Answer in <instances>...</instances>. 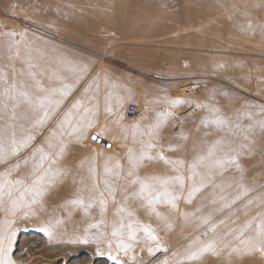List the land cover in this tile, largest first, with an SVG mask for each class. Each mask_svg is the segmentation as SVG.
Here are the masks:
<instances>
[{
	"label": "rangeland",
	"instance_id": "obj_1",
	"mask_svg": "<svg viewBox=\"0 0 264 264\" xmlns=\"http://www.w3.org/2000/svg\"><path fill=\"white\" fill-rule=\"evenodd\" d=\"M47 59L63 72L42 99L31 75ZM62 117L63 164L76 168L63 191L35 203L9 197L7 172ZM0 146V234H12L15 264L168 263L166 249L143 262L121 256L119 240H150L137 211L160 217L157 242L177 238L174 250L198 257L190 264H264V0H0ZM83 168L111 181L117 205L75 196ZM145 180L150 198L139 194ZM40 218L61 231L44 252Z\"/></svg>",
	"mask_w": 264,
	"mask_h": 264
},
{
	"label": "bare ground",
	"instance_id": "obj_2",
	"mask_svg": "<svg viewBox=\"0 0 264 264\" xmlns=\"http://www.w3.org/2000/svg\"><path fill=\"white\" fill-rule=\"evenodd\" d=\"M260 32V31H259ZM57 61L56 59H52ZM42 63V67L40 70L34 72L31 77L35 80V85L32 86L37 93L44 94L41 96L42 99L46 98V92L48 89H55L56 86V76L62 74L63 66L58 63L50 61L47 59ZM58 85V84H57ZM196 85L193 84L191 87L185 90L187 96L193 95L194 89H196ZM40 103V102H38ZM35 105V104H34ZM23 116L29 117L32 114H22ZM58 128L55 131V134L51 136L46 143H43L38 150L31 155V157L19 168H14L7 172L6 176L8 179L4 180V183L1 185L7 194L11 192L9 197H13L16 200L23 199L27 197L28 199L34 200H43V198H51V196H57L63 191V183H64V175H69L76 168L72 166L63 164V117L58 124ZM47 156L48 159L43 160V167H39V163L41 162L42 157ZM55 161V162H53ZM82 173L88 176L87 182H85L82 186L77 187L75 189V196H86V201L88 204H99V205H107L113 206L117 205L118 202L114 201L111 192L109 190L112 189L111 181H101L96 178V174L87 168L82 169ZM38 178L39 179L38 181ZM17 181H21L22 183H17ZM98 183L99 186H96ZM72 192V191H70ZM69 192V193H70ZM23 197V198H22ZM102 201H105L106 204H102ZM35 203V201H34ZM123 207H127L125 203H119ZM44 207V206H43ZM40 206V209H43ZM62 208V207H61ZM60 208V209H61ZM45 209V208H44ZM63 209V208H62ZM61 209V210H62ZM56 211H54L55 213ZM139 212V213H138ZM171 211H162L161 213H170ZM39 214L43 213V210H38ZM175 213V212H174ZM58 212H56L55 217H57ZM134 221H138V224L145 225V227L152 228V226H162V219L157 216H153V218L147 217L142 214L141 211H137L131 215ZM61 217V216H60ZM53 219V216H52ZM168 220V219H167ZM38 223L41 227H47L50 229L51 233H60V228L57 229L53 225V222L49 219L47 221H43L42 218L38 220ZM62 230V228H61ZM62 236V235H61ZM175 240H169L164 244L162 241L157 242V240H144L142 237H135L134 239H129L123 241L125 244L131 245L127 251H124L119 247L123 257L128 256V254L136 253L138 257V262L145 261V259L149 258L157 249H166L168 251V256H171L168 263L162 264H190L192 254H189V249L184 250H174ZM49 235L45 232L43 236H40L37 241V249L41 252L47 250V246L51 244ZM108 248V249H107ZM107 252L111 251L107 246ZM251 249L248 248V252H251ZM118 250V252H119ZM151 250V251H150ZM39 251V252H40ZM247 252V253H248ZM112 253V251H111ZM25 255L18 250L15 258L21 260ZM37 260L45 259L43 253H36ZM90 261H92L90 259ZM226 264H236L235 262H228Z\"/></svg>",
	"mask_w": 264,
	"mask_h": 264
},
{
	"label": "snow or ice",
	"instance_id": "obj_3",
	"mask_svg": "<svg viewBox=\"0 0 264 264\" xmlns=\"http://www.w3.org/2000/svg\"><path fill=\"white\" fill-rule=\"evenodd\" d=\"M20 95L23 96V97H25L27 99V101H28L29 104L32 103V101L28 98L27 93L21 92ZM173 103H182V101H173ZM87 126L90 127L91 124L89 123ZM158 126L159 125H157V127ZM80 130L81 129L79 127L73 129L74 132L80 131ZM29 139H31V137H29ZM94 139H95V137H94ZM13 151H18V149H13ZM2 152H3V148H2V146H0V153H2ZM130 158L135 162V158L134 157H130ZM44 159H48V157L47 156L42 157L41 162L38 165L41 168L43 167V160ZM53 162H55V161H53ZM217 163L219 164V163H222V162L218 161ZM193 167H195V165H193ZM39 179H41V178H38V181H39ZM152 179H155V178H152ZM178 179H181L182 180V178H178ZM17 183H22V182L21 181H17ZM140 183H141V191H140L139 194L141 196L147 195L150 198L152 194H151L150 191H148V189H150L152 187V185H150L147 180L141 181ZM159 183H161V184H167L168 183V180H161V181H159ZM0 192H2V188H0ZM9 195H11V192H9ZM164 195H169L170 196L171 194L164 193ZM171 199L174 200L175 197H171ZM149 202L151 203V199H149ZM102 204H106V202L105 201H102ZM16 207H17V204H16V202H14L13 208L15 209ZM95 226L96 225H93V227H95ZM121 227H123V225H121ZM129 227H131V225H129ZM41 230L42 231H45L49 236L52 235L50 229H48L47 227L42 228ZM143 231L145 233H147V235L149 236V238L151 240H158V237H156L154 235V233L152 232V230L150 228L144 227L143 228ZM112 234H113V236H120L121 235V232H120L119 229H114ZM131 238L132 239L135 238V234L134 233L132 234ZM11 239H12V234H8V235L0 234V264H15V262L12 260V258L10 256ZM6 241H7V243H5ZM81 242L88 243V240L85 238ZM117 243H118V246L120 248H122L124 251H127V249L131 246V245L125 244L123 242V240H119ZM108 247H109V249H111V247H112L111 242H109ZM211 247H212L211 245L208 246V248H211ZM261 250L264 251V249H261ZM109 256L113 260H116V257L111 254V251H109ZM190 258L195 259V258H198V257L195 254H193V256L190 257ZM117 264H120V262L117 261Z\"/></svg>",
	"mask_w": 264,
	"mask_h": 264
},
{
	"label": "built area",
	"instance_id": "obj_4",
	"mask_svg": "<svg viewBox=\"0 0 264 264\" xmlns=\"http://www.w3.org/2000/svg\"><path fill=\"white\" fill-rule=\"evenodd\" d=\"M196 89H194V92L199 90V84L196 85ZM126 116L129 120H136L141 116V112L137 104H129L126 108Z\"/></svg>",
	"mask_w": 264,
	"mask_h": 264
},
{
	"label": "water",
	"instance_id": "obj_5",
	"mask_svg": "<svg viewBox=\"0 0 264 264\" xmlns=\"http://www.w3.org/2000/svg\"><path fill=\"white\" fill-rule=\"evenodd\" d=\"M94 137H95V139H94ZM92 139L95 140L96 142H98V143H100V144H102V145L108 147V148L111 147V144H110V143L106 142L105 140H103V139L100 138V137L93 136Z\"/></svg>",
	"mask_w": 264,
	"mask_h": 264
}]
</instances>
